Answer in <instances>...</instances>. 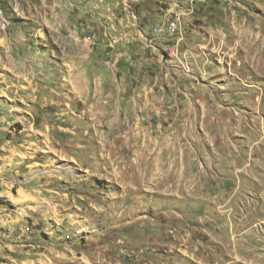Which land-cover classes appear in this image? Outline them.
I'll list each match as a JSON object with an SVG mask.
<instances>
[{"label": "rangeland", "instance_id": "1", "mask_svg": "<svg viewBox=\"0 0 264 264\" xmlns=\"http://www.w3.org/2000/svg\"><path fill=\"white\" fill-rule=\"evenodd\" d=\"M257 159L264 0H0V264H264Z\"/></svg>", "mask_w": 264, "mask_h": 264}, {"label": "crops", "instance_id": "2", "mask_svg": "<svg viewBox=\"0 0 264 264\" xmlns=\"http://www.w3.org/2000/svg\"><path fill=\"white\" fill-rule=\"evenodd\" d=\"M138 10H139V14H138L137 10L134 11L136 18H138V20L136 19V27H138V29L135 33L140 35V36L145 37V35H146L145 33L148 31L150 32L149 25L147 24V22H148L147 18H149V16L152 13L146 7L138 8ZM255 161L256 162L258 161V164H254ZM261 165L264 167V162L261 159H257L254 161L251 160L245 164L246 168L244 167V169H245L246 173L248 174V177L250 178V180H252V182H254V183H255V181L262 183L264 180V170L260 169V168H262ZM256 166H259V167H256ZM244 169H242V170L236 169V172H238L236 174V176H240L243 179L244 178V176H243V170ZM234 183L236 184L235 179H234V181H232V184H234ZM234 210H235L234 213H236L235 214L236 216H237V214L238 215L240 214L239 213L240 210H237L236 208ZM248 214H252V212H250ZM259 220H261V219H259ZM249 229H250V227H247L246 231H248Z\"/></svg>", "mask_w": 264, "mask_h": 264}, {"label": "built area", "instance_id": "3", "mask_svg": "<svg viewBox=\"0 0 264 264\" xmlns=\"http://www.w3.org/2000/svg\"><path fill=\"white\" fill-rule=\"evenodd\" d=\"M179 22H177L176 20H174L172 23H170V25H172V33H176L177 32V25ZM158 34V32H157Z\"/></svg>", "mask_w": 264, "mask_h": 264}, {"label": "bare ground", "instance_id": "4", "mask_svg": "<svg viewBox=\"0 0 264 264\" xmlns=\"http://www.w3.org/2000/svg\"><path fill=\"white\" fill-rule=\"evenodd\" d=\"M171 27H172V25H171Z\"/></svg>", "mask_w": 264, "mask_h": 264}]
</instances>
